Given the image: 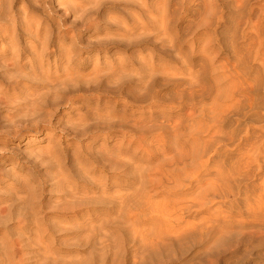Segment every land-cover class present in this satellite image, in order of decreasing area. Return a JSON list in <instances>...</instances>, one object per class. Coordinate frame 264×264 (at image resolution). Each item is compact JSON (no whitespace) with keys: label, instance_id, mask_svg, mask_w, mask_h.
Instances as JSON below:
<instances>
[{"label":"clouds","instance_id":"clouds-1","mask_svg":"<svg viewBox=\"0 0 264 264\" xmlns=\"http://www.w3.org/2000/svg\"><path fill=\"white\" fill-rule=\"evenodd\" d=\"M0 264H264V0H0Z\"/></svg>","mask_w":264,"mask_h":264}]
</instances>
